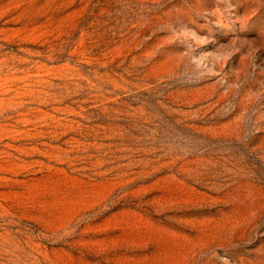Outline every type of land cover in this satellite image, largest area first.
I'll list each match as a JSON object with an SVG mask.
<instances>
[{"label": "rangeland", "instance_id": "374dc122", "mask_svg": "<svg viewBox=\"0 0 264 264\" xmlns=\"http://www.w3.org/2000/svg\"><path fill=\"white\" fill-rule=\"evenodd\" d=\"M0 264H264V0H0Z\"/></svg>", "mask_w": 264, "mask_h": 264}]
</instances>
